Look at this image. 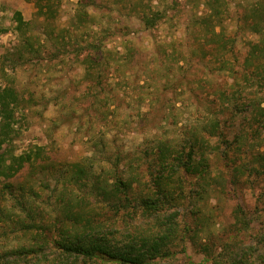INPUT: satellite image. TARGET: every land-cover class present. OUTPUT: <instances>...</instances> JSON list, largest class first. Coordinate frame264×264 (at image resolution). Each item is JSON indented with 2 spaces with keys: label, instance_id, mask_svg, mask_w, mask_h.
<instances>
[{
  "label": "rangeland",
  "instance_id": "obj_1",
  "mask_svg": "<svg viewBox=\"0 0 264 264\" xmlns=\"http://www.w3.org/2000/svg\"><path fill=\"white\" fill-rule=\"evenodd\" d=\"M77 1L61 0L51 23L36 16L31 0L0 3V28L5 30L0 34V89L11 87L19 99L8 149L15 155L37 152L33 166L5 182L28 188L25 198L39 224L28 233L19 231L16 220L24 214L0 195V252L31 245L39 226L49 233L62 198L73 204L83 199L110 238L124 242L147 232L153 220L140 211L129 216L135 212L131 207L114 210L99 203L91 182L100 176L112 184L120 175L136 179L135 194L152 190L150 174L156 175L158 167L149 166L157 161L158 146L181 150L196 134L208 142L207 186L198 195L196 183L178 177L183 198L164 210L176 217L179 239L172 242V258L160 264H213L215 257L227 260L257 242L259 255L252 252L247 264H264V162L257 159L264 153V135L256 125L247 129L241 155H233L240 168L235 174L219 157L225 145L201 131L211 118H230L222 97L234 89L233 81L238 79L242 89L247 85L239 65L234 76L219 68V62L233 57L218 58L222 53L210 51L212 45L202 36L200 22L209 14L204 0H95L86 9L90 17L84 25L77 22ZM220 2L221 30L226 39H236L233 52L239 64L245 43L258 41L242 21L244 8L262 0ZM145 6L163 16L152 29L144 28L137 15ZM16 13L29 23L34 45L40 42L39 57L18 59ZM89 58L95 65H89ZM252 88L250 93L261 92ZM240 121L223 126L227 142L239 133ZM74 164L84 169L78 184L70 178ZM177 175L171 180L177 181Z\"/></svg>",
  "mask_w": 264,
  "mask_h": 264
},
{
  "label": "trees",
  "instance_id": "obj_2",
  "mask_svg": "<svg viewBox=\"0 0 264 264\" xmlns=\"http://www.w3.org/2000/svg\"><path fill=\"white\" fill-rule=\"evenodd\" d=\"M31 1L34 4L37 17L47 23L56 19L61 0ZM95 5V0H89V2L78 0L77 22L81 25L88 23L90 15L86 9ZM203 5L209 14L201 19L200 26L204 28L202 36L207 39L210 46L212 45L210 51L222 53L218 55V58L227 53L229 58L233 57L234 59L219 62V68L234 76L237 73L235 66L239 65L243 72L242 80L247 84L242 89L239 87L238 79H235L236 82L233 81L234 89H231V93L223 94L222 99L225 104L222 107L230 112V118L224 121L208 118L209 120L204 122L201 129L208 137L216 136L225 145L220 149L219 157L236 174L240 168L236 167L237 161L233 155L237 157L241 155L244 142L248 139L247 129L256 125L259 130L258 134L260 135L262 132L264 135V0L246 5L244 8L242 21L248 31L257 35L258 41L245 43L246 51L239 64L238 56L233 52L236 39H226L221 30L222 21L219 15L221 14L220 7L223 4L220 0H204ZM136 9L140 8L135 7L134 10ZM137 15L146 29L155 27L163 17L161 12L152 10L150 6L138 10ZM14 16L15 30L18 32L20 40V48L17 45L18 59H22L24 62L29 57H39L43 50L40 47V42H37V47L34 45V36L29 33L30 30L28 31L29 23L23 20L20 13H16ZM217 28H220L218 32ZM4 31L0 28V34ZM217 60L219 61V59ZM91 64L95 65V60L89 58V65ZM254 85L260 88L261 92L250 93ZM18 104V96L11 87L4 86L0 89V195L1 199H11L19 205L20 212L24 214L25 218H18L16 223L19 231L25 234L39 225L34 220L33 205L25 198L28 197L25 190L28 188L23 184L14 188L11 182H5L16 176L24 166H33L34 159H37L36 151L15 155L8 149L12 133L10 131L14 121L12 111L18 107ZM235 119L241 120L239 129L236 131L239 133L235 134L233 140L227 142L223 133L226 130L223 126H232L233 124H228V121L233 122ZM207 147V140L196 134H192L191 138L186 139L181 150L165 148L164 145L158 146V151L154 154L157 161L154 165L151 164L152 167L149 166L152 169L158 167L157 170H154L156 175H153L152 172L150 174L153 189H147L139 195L133 192V182L136 180L133 177L126 180L120 175H115L114 182L110 184L104 177L96 176L91 182V194L95 195L99 203L111 206L114 210L134 208V214H129L131 217H135L136 211H140L143 217L154 221L152 230L133 235L124 242L117 238H110L105 232L103 233L101 222L94 218V214H91L93 210L82 205L83 199H74L73 204L62 198L59 219L51 229L48 228L49 233L45 234L43 226H39L40 232L37 230V233L30 238L31 245H21L0 252V264H77L79 262V264H160L162 260L172 258V242L179 239L177 237L178 223L174 214L167 213L164 208L177 207L178 200L183 198L181 196L182 189L178 188L181 182L178 177L180 179L182 176L185 178L188 176V183L191 185L196 183L199 188L196 191L198 195L205 192L209 169L206 156ZM257 159L264 162V153H260ZM243 165L247 167L246 164ZM71 172L72 177L70 178L75 183H80L84 169L78 164H74L71 167ZM177 173V181H172V176ZM192 179L195 180L192 181ZM15 192H19L20 197L16 196ZM30 193L34 194L31 189ZM150 230L151 232H149ZM260 243H255V247L242 246L240 252H232L233 256L227 260L215 257L213 264H247L248 256L252 252L259 255Z\"/></svg>",
  "mask_w": 264,
  "mask_h": 264
},
{
  "label": "crops",
  "instance_id": "obj_3",
  "mask_svg": "<svg viewBox=\"0 0 264 264\" xmlns=\"http://www.w3.org/2000/svg\"><path fill=\"white\" fill-rule=\"evenodd\" d=\"M2 1H6V2H10V3L16 2V0H0V3H1Z\"/></svg>",
  "mask_w": 264,
  "mask_h": 264
}]
</instances>
